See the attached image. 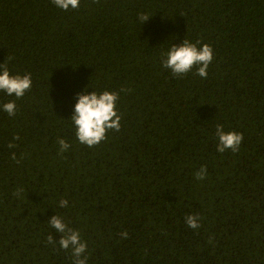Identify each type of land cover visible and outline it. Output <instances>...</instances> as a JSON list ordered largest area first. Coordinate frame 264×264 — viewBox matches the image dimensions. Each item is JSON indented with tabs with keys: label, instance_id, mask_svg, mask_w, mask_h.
<instances>
[{
	"label": "trees",
	"instance_id": "1",
	"mask_svg": "<svg viewBox=\"0 0 264 264\" xmlns=\"http://www.w3.org/2000/svg\"><path fill=\"white\" fill-rule=\"evenodd\" d=\"M183 39L212 47L206 79L162 67ZM0 63L32 79L0 92L17 106L0 110V264H73L47 242L55 214L87 264H264V0H0ZM84 89L119 95L120 131L93 147L70 119ZM217 124L238 152L216 151Z\"/></svg>",
	"mask_w": 264,
	"mask_h": 264
},
{
	"label": "clouds",
	"instance_id": "2",
	"mask_svg": "<svg viewBox=\"0 0 264 264\" xmlns=\"http://www.w3.org/2000/svg\"><path fill=\"white\" fill-rule=\"evenodd\" d=\"M51 2L63 11L77 9L80 6V0H51ZM93 2H97V0H93ZM138 19L142 25L149 19V16L140 14ZM212 60L213 50L209 44H201L200 41L193 43L183 39L179 45L172 44L167 52L162 53L161 64L163 68L170 70L174 77L182 78L195 67L196 75L206 79L208 75L207 69ZM31 86V73L12 75L7 65L0 63V92L5 93L7 96L14 95L19 99L31 89ZM121 91H125V89H121ZM118 98L117 92L107 90L98 93L95 90L88 92L84 89L76 94V103L70 119L75 128V136L81 144L93 147L106 139V134L109 130L120 131L121 115L116 111ZM0 110L6 112L8 116L14 117L17 112L15 100H10L0 105ZM215 136L217 138V152L223 153L229 149L233 153L239 151L243 140L242 133L225 131L222 124H217L215 126ZM13 139L18 140L19 136L14 135ZM58 144L60 153L67 151L70 147L69 143L63 138L58 140ZM8 147L13 148L15 145L9 142ZM11 159L19 163L15 153L11 154ZM206 176L207 168L205 165H201L195 173V178L204 180ZM22 191V189H18L14 195H19ZM58 205L61 208H66L68 201L61 199ZM199 221L200 217L197 215L189 214L185 217L186 225L193 230L200 228ZM48 224L57 233H60L61 237L59 240H54L50 234L47 237V242L53 246L58 243L60 249L70 250L73 264H87L88 257L85 255L87 244L81 239L80 232L69 227L62 217L56 214L51 216ZM127 236V231L121 233L122 238L126 239Z\"/></svg>",
	"mask_w": 264,
	"mask_h": 264
}]
</instances>
